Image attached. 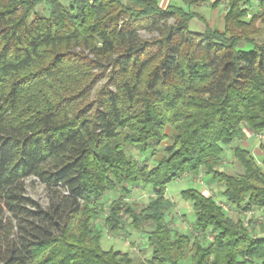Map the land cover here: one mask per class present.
Instances as JSON below:
<instances>
[{"label": "trees", "instance_id": "1", "mask_svg": "<svg viewBox=\"0 0 264 264\" xmlns=\"http://www.w3.org/2000/svg\"><path fill=\"white\" fill-rule=\"evenodd\" d=\"M255 2L227 0L222 28L193 32L202 16L158 0H0V264H264V235L243 219L264 217V144L261 163L243 145L247 131H264ZM166 138L153 166L125 152ZM226 149L239 171L221 169ZM184 174L222 185L239 214L187 188L192 229L173 227L166 187ZM31 177L44 205L26 192ZM138 183L152 187L143 205L126 201ZM118 189L103 227L144 233L143 260L100 244L93 219Z\"/></svg>", "mask_w": 264, "mask_h": 264}, {"label": "rangeland", "instance_id": "2", "mask_svg": "<svg viewBox=\"0 0 264 264\" xmlns=\"http://www.w3.org/2000/svg\"><path fill=\"white\" fill-rule=\"evenodd\" d=\"M60 1L64 4H68L67 0ZM123 1L126 2L127 0ZM172 3L178 5L182 4L181 0H174ZM254 6H256V4H253V7ZM185 8L198 12L199 14L204 16L206 20H210V6L195 5L189 7L185 6ZM37 9L40 10L41 6H38ZM218 9L221 13L222 6H219ZM215 26L218 28H222L221 17L217 22H215ZM188 28L190 31L200 32L204 30L205 24L198 18H192L189 21ZM139 34L140 36L144 37L149 36V34L143 30H141ZM240 48L247 49L249 47L240 45ZM166 132L169 135L171 134V130L169 128H166ZM169 141L170 140L166 138L160 143H155L150 150H147L144 153L139 152L137 148L131 145H126L125 152L133 159H136L139 162H144L148 166H153L156 163L155 159L161 154L164 145L168 144ZM260 141H264V139L257 140V143ZM253 154L256 159L262 158V156H260L259 154ZM262 166L264 168V164H262ZM221 169L228 172L239 171V167L234 159H232L229 149H226L225 151V157L223 159ZM25 184L27 194L44 205L47 201L44 185L34 177L26 179ZM187 188H195L199 191H206L209 195H212L220 205L222 204V208L225 213L232 217H236V215L239 214V209L233 206L228 207L225 203V197L221 194L222 185L216 183L215 181L209 180L207 175L201 174L196 178H192L184 174L180 178L171 181L166 187V197L169 198L173 203V206L166 213V220H168L173 227L179 228V230L183 232H189L192 229L191 224L193 223L194 215L191 203L189 200L184 199L181 195V191ZM130 189L131 192L129 193L128 197H126V201L129 203L143 205L150 199L152 195V187L147 183L134 184L130 187ZM120 192L121 191L118 189L113 193H107L99 202L101 205L100 215L95 217L93 219V222L102 231L100 244L104 249L112 248L121 250L123 252L127 251L133 258L137 260H143L145 258H148L149 256V249L146 248V235L144 233H141V231L133 229L126 225V229L124 231L121 230L112 234L106 231L103 227V217L107 213L108 205L114 198L119 196ZM243 219L244 223H246V226L248 227V221H253L255 235H264V217L258 210L244 212Z\"/></svg>", "mask_w": 264, "mask_h": 264}, {"label": "crops", "instance_id": "3", "mask_svg": "<svg viewBox=\"0 0 264 264\" xmlns=\"http://www.w3.org/2000/svg\"><path fill=\"white\" fill-rule=\"evenodd\" d=\"M69 3L70 0H67ZM174 0H158V3L161 7H166L168 5H173V6H176V7H181V8H185V5L183 0H181L182 4L181 5H178V4H173ZM226 2L227 0H205L204 2H201L200 4H197L196 6H210L211 8V16H210V20H206V18L204 16H202L201 14H198L200 16H202V20L204 22V24H207L208 26H213L215 28H218L215 26V22L218 21V19L221 17V20H222V17L225 13V10H226ZM251 4H256L257 6V3L255 2V0H251ZM219 6H222V12L220 13L219 12V9L218 7ZM195 12V11H194ZM220 13V14H219ZM257 138L255 137V133L252 132V131H247V138H245V140L243 141V145L246 146L247 148L249 147V149L252 151V153H255L256 155H260L261 156V150L259 148V143L260 142H263L264 144V141H260L257 143ZM258 161H261V159H257Z\"/></svg>", "mask_w": 264, "mask_h": 264}, {"label": "built area", "instance_id": "4", "mask_svg": "<svg viewBox=\"0 0 264 264\" xmlns=\"http://www.w3.org/2000/svg\"><path fill=\"white\" fill-rule=\"evenodd\" d=\"M255 137L258 139V140H263L264 139V131H261V132H258V133H255ZM222 206V204H221ZM228 207H232V205L230 204H227ZM223 207V206H222ZM246 225V223H245Z\"/></svg>", "mask_w": 264, "mask_h": 264}]
</instances>
